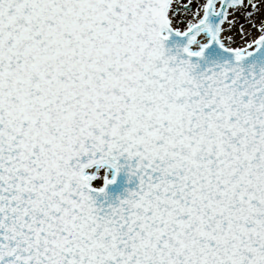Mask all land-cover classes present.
Wrapping results in <instances>:
<instances>
[{"label":"snow or ice","instance_id":"obj_1","mask_svg":"<svg viewBox=\"0 0 264 264\" xmlns=\"http://www.w3.org/2000/svg\"><path fill=\"white\" fill-rule=\"evenodd\" d=\"M0 264H264V0H0Z\"/></svg>","mask_w":264,"mask_h":264}]
</instances>
